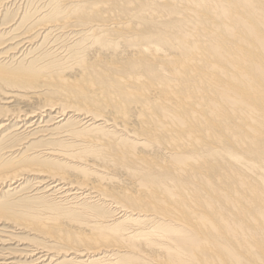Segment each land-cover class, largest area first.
<instances>
[{"label": "bare ground", "instance_id": "1", "mask_svg": "<svg viewBox=\"0 0 264 264\" xmlns=\"http://www.w3.org/2000/svg\"><path fill=\"white\" fill-rule=\"evenodd\" d=\"M3 1H1L2 4ZM78 1L79 0H74L72 2L78 3ZM210 1L217 6L222 2L221 0ZM136 2L139 1L136 0ZM211 2L210 4L213 5ZM233 2L235 5L234 8L233 6L227 10H224L225 7L223 9L220 8L221 12L218 10L220 13L223 12L222 18L224 22H218L220 23L219 29L221 30L216 27L218 33L222 34L221 40L218 39L217 41L216 39L215 42V38H212V41L215 43L209 45L210 52L213 55L211 59L209 58V54L207 57L203 55V51L205 50L203 47H206V45H201L199 42L200 40L216 37L213 35H218L212 34V30L207 31L201 27L203 22L208 20L215 22L217 21L215 17L219 19V12H216L217 7H215L216 11L212 8V12L215 11L218 16H216V14L215 16L210 15V13H212H209L210 10L208 12L201 10V13H194L195 11L192 13L193 10L185 9L191 11V15L194 14V18H187L190 27L195 21V23L199 22L198 25L200 29L204 30L199 31V29H195L198 27L196 26L197 24L192 26L194 28L192 30H189L190 27L188 28L187 25V27L183 26L186 27L185 30L188 28L187 31L183 30V32L182 28L180 30V27H177L178 30L181 31L178 32L181 34L178 38L173 36L176 38L174 41L171 42L168 37L162 39L158 37L155 41L156 44L161 42V44L166 47L170 45V48L180 51L181 54L179 57H170L166 54L163 56L161 55L162 53L160 54L158 52H154L149 56L148 53L152 50L148 48L149 42L146 41L147 38L145 36L138 37L139 34L136 33L138 38H135V44H140L147 47L148 50L150 49L148 53L145 52V49L143 50L144 53H141L139 49L138 52H140L141 56L139 55L137 60L128 59L126 62L124 61L121 67L117 66V62H115V65L109 68L111 74H106L112 77V79H110L112 82L109 84H106L103 80L96 83L93 79H90V76L88 78L89 80L85 79L84 88L90 87L89 92L91 93H94L92 91H95L97 87H99L100 89L107 88L113 96L115 94L123 95L122 98L116 99L115 105L118 107H121L122 104L125 103V101L122 102L124 98L128 100L127 102L140 104L143 110L139 115L141 119L148 123L147 130H149V134L146 136L151 140V143H156L158 146L165 144L170 150H175V153L171 154V159L167 163L172 170L164 169L161 164H147L145 161H141V169H137L136 167L130 168V170H132L130 173L134 172L138 178L140 175L143 176L141 179L142 183H144L145 178L146 180L151 178L154 179L156 176L169 180L166 181L168 183L159 181L156 187L155 185L150 186L155 187L151 188V190H154V192L156 191L158 196L143 194V196L140 195L137 196V198H131L125 193L121 195V197H123L121 200L119 197H114L107 190L108 182H112L113 179L107 177L106 171L102 167L90 163L88 159L85 158L94 155L103 161L105 160L115 165L114 161H112L107 154L101 153L94 146H90L87 142L81 140H78L76 144L69 147H62V145L56 143L60 138L70 139L74 138V136L81 137L80 134L82 132L74 130L70 125H74L75 128L81 127L85 130L92 129L94 132H99L100 126H94V123L103 122L105 125H109L102 113L87 110L77 113L78 116H81L79 119H76L78 121L69 122V119H67L68 111H64V109L61 110L60 108L56 110L54 108L49 109V107H45L43 110H34L28 114H12V116H6L10 111L7 112L4 110L7 113L3 115V118H0V132L4 131L5 133L0 138V142L7 143V147L4 146V154L8 155L7 158L10 157L12 159V165L22 161V156L24 155V153H22L23 148L22 150L18 149L21 144L28 145L29 142L32 141L31 139H33L37 141V143L46 146L43 151L36 154L37 157L34 156L33 158L41 161L44 165L50 164V166H55L60 162L61 168L75 171V173H79L84 179L81 182H74L65 175H60L56 171L50 169L32 172V174H36L37 177L32 179L35 181L33 183L35 187L32 185L33 189L29 192L31 198L37 197L39 200L53 202L55 200L52 199V197L55 198L59 196V202L56 201L58 207L63 206L69 210H79L88 217L91 216V213H88V209L92 210L94 206H98L96 205L97 203H108L111 199L112 201L110 203L113 205L111 208L114 209L115 212H119V217L118 219L116 218V220H110L109 223H106L107 226H103L101 222H94L93 229L96 226H101L98 229L99 233L96 235L97 237L92 238L91 236L79 234L77 237L68 236L58 238L57 242L52 240V243L63 246V250L60 249V253L58 254H54V249L49 246L46 247L36 242L35 244H30L29 242V244H27L25 240L24 243H19V252H15V254V249H11L8 245L6 246V244H14V242L17 241V237H15L14 234H16V230L20 228L15 227V225L12 226L11 221L9 219L3 220V217L10 214L8 211L9 206L12 204L6 200L12 198L15 193L20 192L24 188L23 185L26 181L23 175H25V173L21 171L27 170L28 166L24 165L20 167L21 170H14L11 172L7 170L8 165L6 164L8 162H1L0 187H7V190L0 195V264H54L61 256L72 254L76 257L75 259L69 260L70 264H122L120 262V257H124L125 259L127 257L128 264H142L143 260L146 259L142 250L144 246L146 248H152V251L148 252L153 254L151 258L159 262L158 264H214V259L211 255L215 253L211 252V255H209L208 249L214 248L212 246L216 247L220 243H227L229 245H223L220 250L214 248L217 253L218 264H233L232 262H234L236 257L241 264H262L264 262V244L260 246L257 242V238H255V234L252 232V226L257 223L256 219L253 216L250 217L247 208L237 203L235 201L236 198L234 199L231 195V193H234V195L239 194L241 198L247 194V191L239 190L235 185L226 187L222 182L223 177L220 174H218L219 183L215 184L199 161L198 157L201 155H196L198 156L196 160V156L194 159L192 154V157H190L189 153H187L194 148H201L208 143L225 145L232 150L237 146L245 147V145L251 144L252 147L257 148L256 151L259 152L260 158L264 161L263 153L261 152L264 136V30H262L264 29V0H233ZM132 3L135 4L134 2L130 4ZM193 3H195V1H193ZM193 3L190 1V4L194 5ZM203 3H205V5ZM203 3L205 8V6H207L206 0H204ZM257 3L261 5H257ZM133 4L129 6L134 7L135 5ZM111 5L113 6L114 4ZM192 5L189 8H192ZM208 6H210L209 3ZM239 6L241 9H239ZM95 7L98 8L97 6ZM110 7L111 6L107 9ZM220 7H222V4ZM58 8L59 9L52 15L55 23L60 20V17L64 13L60 12V7ZM82 9L85 8H81V10ZM241 11L244 12V14L249 12L247 16L248 19L242 17V14H240ZM107 14H109V11ZM79 15H83V13ZM99 15H101V13H99ZM112 15H114V13ZM87 16L88 15H86V17ZM87 18L89 19L90 17ZM104 18L108 19V17ZM60 22L62 25H58L59 23H57V25L54 24L55 26L52 28H57L60 30V33L62 32L68 35L70 33L72 34L74 31L75 37L77 34L79 38L84 36L85 38H90L92 36L91 34H93L94 44L97 46L99 45L103 50L113 45V35H109L110 38L107 37V33L111 30H120V28H124H115L118 27L116 22L108 23L107 21H103V23L95 26L94 33L86 36L88 34H82L85 29L83 27L84 25L81 23L78 24L74 21L71 23V21L67 22L64 20ZM43 33L44 32H42V35ZM213 33H216V31ZM48 35H51L50 32ZM24 36L13 38L11 42L13 46L9 44L13 50H11L10 53L9 51L4 52V50L0 55L3 54L4 56L5 54L4 58H9L11 60L16 56V52L25 50L32 45L33 40L28 36L24 38ZM60 36H62V34H60ZM45 37L47 36L45 35ZM70 37L72 38V36ZM58 39H60V37ZM253 41H255L254 43L256 46L259 47V50H256L254 54H252V50L249 49V47H252L249 43ZM207 43L211 44V41L208 40ZM11 47L8 48L11 49ZM161 49L163 51L164 48L162 47ZM161 49L157 51L161 52ZM115 50L117 51L120 49H116L115 47ZM67 52L66 55L68 56L65 58L69 57L70 51ZM23 55L26 56L27 53H23ZM18 56H20V54ZM74 56L77 57L76 64L78 67L81 65V69L83 68L85 70L83 71L86 73L88 72L89 75L90 73H96L98 71L97 69H100V67L96 68V66L94 67L93 65L89 67V63L87 64V62H85L84 59L86 58H83V54L80 51ZM113 58L114 57L111 59ZM31 62L32 61H28L30 64ZM156 66L157 68L166 69L164 70L166 72H164V74L160 73V71L157 72L155 69ZM134 68L140 70V72L137 71V75L129 73V71H133ZM100 70L103 72L102 69ZM257 70L258 75L255 73ZM17 71L10 73L0 68V82L9 83L11 86H21L26 89L30 87L35 89L36 85L40 84L45 78V74H40L39 70L20 69ZM103 75L105 77V74ZM107 76L105 78H107ZM58 77L62 78V83H65L61 75ZM98 78L101 79V76ZM61 81L59 79V82ZM173 81L176 84L172 85ZM74 89H76V91L70 94L71 97L82 100V103L87 107L94 104L98 112H102L104 104L96 100L95 97L91 96V98H89L85 96L82 89ZM153 106L159 108L158 113L152 114V112H154ZM204 109H208V111L212 113V118H215L217 122H207L204 119V114L207 111ZM50 112H53V114L56 112L57 115L55 118L49 122L43 121L44 116H49ZM119 113L125 114V112L120 111ZM13 128H15V130L11 131ZM214 130L222 132L221 134L227 139L226 144L221 137L211 133ZM122 131H127V129L123 128ZM141 139L142 138L136 140L139 141ZM14 142H16V144H13ZM20 142L21 144H19ZM9 144H13V146ZM14 146L18 147L14 148ZM123 147L128 146L123 145ZM66 148H73V151L66 150ZM180 148L184 149V153H181ZM208 149V153L218 160L219 155H216L215 151L211 148ZM19 150L22 152H18ZM130 151L131 150H127V152ZM109 154H111V152H109ZM132 156H134L133 153ZM190 160H195L194 162L198 163L194 164V162ZM118 163L123 169H126L129 165L127 159L120 156H118ZM196 174L198 177L195 176ZM224 176L231 179L234 175L231 174L229 177L225 174ZM93 177L99 180V184L88 183L93 180ZM196 178L200 180L198 181ZM239 180L241 185L245 186L242 177H240ZM200 184H202V186ZM148 185L149 184H145L144 187L148 188ZM203 185L206 186V190L211 192L213 196L202 190ZM248 189L251 195L255 196L259 201H263V189H260L258 185L252 182L248 185ZM160 191L163 193L162 195H160ZM106 198L110 199L108 200ZM146 200L151 203L149 208L152 210L144 211L141 209V206ZM188 201L204 205L207 214H201L197 209H193L189 212L190 221L182 222L180 214H183L184 211L177 208V203H187ZM169 204H173L172 207L176 209H172ZM226 207L236 209L240 218L236 219L232 217ZM114 210H112L113 213ZM259 216L264 217V211H262ZM47 226L46 223L39 224L41 228H47ZM141 228L159 230L158 233L160 235L157 236L161 238L160 242L155 243L148 236L140 238L139 234H132L135 232L137 233ZM222 230L224 232H222ZM110 231L112 234L107 236L105 233ZM188 231L191 232L189 238L192 240L187 238ZM144 233L148 234L150 231ZM205 235H208L209 239H206L204 237ZM59 237H61V234ZM229 237L235 238L236 241H231ZM103 239L107 242V245L103 248L104 253L101 259H93V255L98 251L91 252L86 250L85 253H83L82 250L77 249L85 245L89 247L96 246L100 243L99 241ZM156 244L161 245L162 250L154 251ZM3 246L9 247L10 249H5L6 247L3 248ZM231 251L238 253L229 254ZM242 254L246 257L248 262L244 261ZM208 256L211 258L209 259ZM149 264L157 263L153 261Z\"/></svg>", "mask_w": 264, "mask_h": 264}, {"label": "rangeland", "instance_id": "2", "mask_svg": "<svg viewBox=\"0 0 264 264\" xmlns=\"http://www.w3.org/2000/svg\"><path fill=\"white\" fill-rule=\"evenodd\" d=\"M1 1L3 0H0V2ZM13 1L15 0H4L3 4L2 2L0 4V8H1L0 9V53L3 52L4 50H5L4 52L9 51L10 53L11 50H13V48L11 47L13 46V44H11V42L13 41L12 39L16 37L26 35L33 40V43L32 45H30L31 47L29 46L25 49L27 51L22 50L16 52L15 53L16 56L14 57L15 59L13 58L10 60L9 58H4L5 54L4 56L3 54L0 55V68H2V70L9 71L10 73L16 72L17 70L20 69L22 70L35 69V70H39L40 74L44 73L45 78L40 84L38 85L35 84L36 85L35 89L34 88L32 89L30 87H27L26 89L25 87L11 86L9 83L6 84L0 82V118H3L4 117L3 115H6V113L9 111L10 113H7L6 116H12V114H21V113L28 114L34 110H38V109L43 110L45 107H49V109L54 108L56 110L60 108L61 110L64 109V111H68L67 119H69V122L79 119V117L81 116H78L77 113L84 112L87 110H92L96 113H102L104 115L103 117L105 118L106 121H108L109 125H105L103 122L94 123V126H100L99 132H94L92 129L85 130L82 129L81 127L75 128L74 125H70L71 127H73L74 130H78L82 132L80 134L81 137L74 136V138H70V139L60 138V140L56 141V143L58 145H62V147L65 146L69 147L76 144L78 140H81L87 142V144H89L90 146H94L101 153L107 154L110 157V159L114 161L116 166L105 160L103 161L102 159L94 155L85 158L88 159L90 163H94L97 166L102 167L106 171L107 177L113 179L112 182H108L107 190L114 197H119L121 200L123 199L121 195L125 193L128 194L131 198H137V196L140 195L143 196V194L158 196V193H156V191L154 192V190H151V188H155L159 181H164L165 183H168L166 181L169 180L165 178H161L159 176H156L154 179L151 178L146 180L145 178L144 183L149 184L148 188H146L144 187L145 184L141 182L143 176L140 175V177L138 178L137 175L134 174V172L130 173V171H132L130 170V168L136 167L137 169H141L140 166L141 161H145L147 162V164H154V165L161 164L164 167V169L172 170V168H170L167 163L171 159V154L175 153V150L174 151L170 150L168 146H166L165 144L158 146L156 143L155 144L151 143V140L148 139V137L146 136L147 134H149V130H147L148 123L145 122L143 119H141L139 115L143 110L140 104L127 102L128 100L124 98L122 99V102L125 101V103H123L121 107H118L115 105L116 99L122 98L123 95L115 94L113 96L107 88L100 89L99 87H97L95 91H92L94 93H91L89 92L90 87L84 88L85 79L87 80L90 76L91 77L90 79H93V81H95L96 83H99L101 80H103L105 81L106 84H109L110 82H112L110 80L112 79V77L107 76L106 74L108 75L111 74L110 72L111 70L109 71V68L113 67L115 65L114 64L115 62H117L116 64L117 66L121 67V65L124 64V61L126 62V60L128 59L137 60L139 58V55L141 56L140 52L144 53L143 52L144 49L145 52L148 53L150 51V49L148 50V48H151L152 50L151 52L148 53L149 56L154 52H158L160 54L162 53L161 55L163 56H165L166 54L167 56L170 57H179L181 54L180 51L170 48V45L166 47L165 45H162L161 42L156 44L155 43L156 38L160 37L162 39L168 37L172 42L176 38L180 37L181 33L179 32L181 31H179L177 27H180L179 28L180 30L182 28V32H183V30H185L187 26L188 28L190 27V23L189 20H187V18L190 17L194 18L193 16L194 14L191 15V11H187L188 9L193 10L192 13L194 11H195L194 13L196 12L201 13V10L205 12H208L210 10L209 11L210 13L212 12V8L213 10H215L216 9L215 7H217L216 9L217 11L216 10L215 11L218 13L219 11L221 12L220 8L223 9L225 7L224 10L230 9L232 6L234 8L235 5L233 0H221L222 7H220L221 4L217 6L214 5L210 0H206L207 3L206 4L207 6H205L206 10L204 8L205 5V3H203L204 0L201 1L190 0L191 3H193V1H195V3L198 2L197 4L193 3L194 5L190 4L189 0H153V1L150 0L151 2L148 0H137L139 2H136V0H102V1L95 0V2L94 0H79L78 3L72 2L74 0L72 1L71 0H64V1L63 0H23V1L16 0L15 1L16 3ZM208 1H210L214 6L211 5L210 2ZM131 2L135 3V4L132 3L133 5H135L134 7L129 6L132 5L130 4ZM208 3L212 7L208 6ZM111 4L114 5L112 6ZM224 4L225 5L227 4L228 6L227 5L225 6ZM94 5L97 6L98 8H96ZM108 5L111 6L112 9L111 7L107 9L109 7ZM184 5L186 8L184 7ZM191 5L192 8H189L191 7ZM257 5H261V4L257 3ZM57 6L60 7L61 13L62 12L65 13V14L63 13L62 16L60 17V20L57 21V23H59L58 25H62L60 21L63 20L67 22L71 21V23L73 21L78 24L81 23L82 25H84L83 27L85 29L82 34L83 35L88 34L86 36H89L91 33H94L95 26L103 23V21H107L108 23L116 22L118 27L115 28H120V27H124V28H120V30L119 29L111 30L110 32H108L109 34L107 33V37L113 35L112 38L114 40H113V45H110L108 48H105L106 50L105 51L102 48H100L99 45L97 46L94 44L93 34H91L92 36L90 38L88 37L85 38V36L79 38L77 34L75 37V32L73 31L72 34L76 38L75 39L71 33L69 35L63 34L62 32L60 33L59 32L60 30H58L57 28L53 29L52 27L55 26L54 24L57 25V23L54 22L52 15L55 11H57V9H59ZM76 7L79 8L77 9ZM81 8H85L82 9L83 12ZM239 9H241L240 6ZM93 10H95L96 12ZM116 10H118L119 12ZM90 11H93L94 13ZM108 11L111 16L107 14ZM215 11L210 13V15L215 16L216 14ZM112 12L114 13V15H112L113 14ZM220 12L218 14L219 16L216 14V16L219 17V19L215 17L217 21L213 22L211 20H208L206 22H203V25H201V27H203L207 31L212 30V34H218V35H213L216 37H211L208 39L205 38L207 40H200L199 42L201 45L204 44L206 45V47H203V49H205L203 51V55L207 57L209 54L210 59L211 56L213 55L210 52L209 45L215 43L216 39L217 41L218 39L221 40L222 34L218 33L217 28L219 29V24H220L218 22L220 21L224 22V20L222 18L223 12L222 13ZM75 13L78 14L76 15ZM80 13L81 14L83 13V15H79ZM99 13H101V15H99ZM186 13L189 14L187 15ZM248 13L249 12H246L244 14V12L241 11L240 14H242V17L244 19H248L247 18ZM170 14H173L174 17L173 15ZM86 15H88L87 17L90 18L88 19ZM89 15H93V16H89ZM105 15H109V16H105ZM168 15H170L171 17ZM102 16L108 17V19ZM193 23L194 24H191L192 26L195 24H197L196 26H198V27L195 26L196 27L195 29H199V31L204 30V29H200V26L198 25L199 22L195 23L194 21ZM192 26L189 28V30L194 29ZM188 28L185 31H187ZM47 30L50 32L51 35H48L49 32ZM215 31L216 33H213ZM42 32H44L43 35ZM59 33L62 34V36H60ZM136 33L139 34L138 37L145 36L147 38L146 41L149 42L148 48L140 44H135L134 40H136L135 38L137 37ZM45 35L47 37H45ZM26 36H24V38ZM58 36L60 37V39H58L59 38ZM70 36H72L73 39ZM173 36H176V38ZM212 38H215L214 39L215 42L212 41L213 40ZM208 40L211 41V44H209L210 42L207 43ZM254 42L255 41L249 43V45L252 47L248 46L249 49L252 50L251 51L252 54H254L256 50H259V47L256 46ZM114 46L116 47V49H120V50L116 51ZM8 47H11V49ZM162 47L165 50L167 49L166 51L168 52H166L163 49V51L165 52L164 53L161 49ZM159 49H161V52H159L160 51ZM138 50L140 52H138ZM67 51H70L69 57L65 58L66 56H68L66 55L68 53ZM78 51H80L83 54V58H86L84 60L85 62H87V64L89 63V67L90 65H93L94 67L96 66V68L100 67V69H102L103 72L100 69H97L98 71L96 73H90L89 75L88 72L87 73L84 72L85 70L83 68L81 69L82 67L81 65H79L78 67V65L76 64L77 57L74 56ZM23 53L25 54L27 53V55L24 56ZM19 54L20 56H18ZM21 56L24 57L20 58ZM112 57H114L113 58L114 60L111 59ZM28 61H32L31 64L28 63ZM155 69L157 70V72L160 71V73L162 74L166 72L164 71L166 69L159 67L157 68V66L155 67ZM137 71L140 72L139 69L134 68L133 71L130 70L129 73L133 75H137ZM101 72L105 74V77L107 76V78H105ZM255 73L257 74L258 70ZM59 75L63 77L65 83H62L63 80L61 81L62 78H59L58 77ZM100 76L101 79L98 78ZM59 79L61 82H59ZM174 84L176 83L173 81L172 85ZM74 88L82 89L85 96L89 98H91V96L95 97L96 100L104 104V107L102 108V112H98V109L95 108L94 104H91V106L87 107L82 103L83 102L82 100H77L76 98L71 97L70 94L75 93L76 91V89ZM154 106L152 107L154 110L152 114L154 113L156 114L159 111V108H156ZM4 110H6L7 112H5ZM204 110L207 111L204 114V119L207 122L209 123L217 122L215 118H212V113L208 111V109H204ZM119 111L125 112V114L123 113L121 114L119 113ZM56 115H57L56 112L54 114L53 112H50L49 116H44L43 121L45 120L49 122L53 120V118H55ZM0 124H1V119H0ZM123 128H126L127 131H122ZM13 130H15V128H13L11 131ZM0 133H1L0 134V138H1L5 132L2 131ZM211 133L221 137L223 142L225 144L227 143L226 142L227 139L221 134L222 133L221 131L214 130ZM139 138L142 139L139 141L136 140ZM31 140L32 141L29 142L28 145L26 144L23 145V143L21 144V142L19 143L21 144V146L18 149L22 150L23 148V152L20 150L18 152H22L24 153V155L22 156V161L14 165H12L11 163L12 159L10 157L7 158L8 155L4 154L5 153L4 149L5 147H7V143H4L2 141L0 142V163L8 162L6 164L8 165L7 166L8 171L13 172L14 170H21L20 167L24 165L28 166L27 170L21 171L25 173V175H23L26 181V183L23 185L24 188L20 192L15 193L12 196V198H8L6 200L7 202L12 204L9 206L8 213L10 214L3 217V220L9 219L11 221L12 226L15 225V227L20 228L19 230H16V234H14L15 237H17L16 238L17 243L16 242H14V244L8 243L6 244V246L8 245L11 249L12 248H14L15 250L17 249L16 251L14 250V253L15 252L18 253L19 252L18 248L20 249L19 243L20 242L24 243L25 240L27 244L29 243L35 244L36 242L40 245L43 246L45 245L46 247L49 246L50 248L54 249L53 250L54 254H58L60 253V249L63 250V246L52 243V240L57 242L58 238H63L68 236L77 237L79 234L91 236L92 238H94L97 237L96 235L99 233L98 229L101 227V226H96L93 229L94 222H101L103 226H107L106 223H109L110 220L113 219L116 220V218L118 219L119 212L118 211L115 212V210L111 208V206H113L110 203L112 201L110 199L111 197L106 198L108 200L110 199V201L108 202L110 205L108 203L101 202V203H97L96 205L98 206H94L92 210L88 209L89 210L88 213H91L90 217L82 214L79 210L74 211V210H69L63 206L58 207L56 205L58 204L56 201L59 202L58 200L59 196L55 198L52 197V199L55 200L53 202H49L48 200H39L37 199V197L31 198L29 192L31 189H33L32 185L35 182L32 179L34 177H37L36 174H32V172L39 170L45 171L46 169H50L56 171L60 175L61 174L65 175L74 182L77 181L81 182L84 180L79 173H75V171L68 170L67 168H61L60 162L57 163V165L55 166H50V164L44 165L43 163H41V161L33 158L34 156H36V154L43 151V149H45L46 146H44V144L37 143V141L33 139ZM13 144H16V142H14ZM13 144H9V145L13 146ZM123 145H126L128 147H123ZM262 145L263 147L261 152L263 153V157H264V136H263ZM16 147L18 146H14V148ZM208 148H211L212 150L215 151L216 155H219L218 156L219 158L217 157L218 160L214 156L208 153L209 152ZM66 150L73 151V148H66ZM127 150H131V151L127 152ZM256 150L257 148L252 147L251 144H247L245 145V147L237 146L235 149L232 150L226 147L225 145L208 143L206 145H203L201 148H194L190 150L193 153H191L190 151L187 153H189L190 157L193 156L194 159L196 155H201L200 157L196 156V160L198 157L200 163L203 165L204 169L208 172V175L211 177V179L215 184L219 183L218 174H220L223 177L222 182L226 187L235 185L239 190L247 191V194L241 198L239 194L234 195V193H231V195L234 197V199L236 198L235 201L237 203L247 208L250 217L253 216L256 219L257 223H255L252 226V232L255 234V238H257V242L261 246L264 244V222H263L264 217H260L259 214L262 211H264V196H262L263 201H259L255 196L250 194V191L248 189V185L252 182L253 184L258 185L260 189L264 190V161L260 158L259 152ZM180 151L181 153H184V149L180 148ZM109 152H111V154H109ZM132 153L134 154V156H132ZM118 156L122 158L125 157L129 162V165L126 169H123L119 165ZM190 161L194 162L195 160H190ZM197 163L194 162V164ZM225 174L228 175L229 177L231 174L234 176L233 178L229 179L224 176ZM195 176L198 177L197 174ZM240 177H242V179L244 180L245 186L241 185L239 180ZM92 179L93 180L92 181L89 180L90 182L88 183L99 184L98 179H96L95 177H93ZM196 180L199 181L200 179L196 178ZM150 182L153 183L151 184ZM152 185H155V187L154 186L150 187ZM200 185L202 186V184ZM33 187H35V184L33 185ZM2 188L3 187H0V195L1 193L7 190V187H4L3 189ZM202 190L212 195L211 192L206 190L205 185H203ZM159 193L160 195L163 194L161 191ZM150 204L151 203L148 200H146L141 206L142 207L141 209H143L144 211L152 210L149 208ZM169 205L171 207L173 206V204H169ZM177 208L184 211L183 214H180L181 216L180 218L182 219V222L190 221L189 212L193 209H197L198 212H200L201 214L204 213L207 214L206 208L201 203L199 204L191 201H188L187 203H177ZM172 209H176V208L172 207ZM226 209L230 213V215H232V217L236 219L240 218L238 211L236 209L232 207H226ZM112 210H114V213L112 212ZM12 222L13 223L16 222L17 224L16 223L13 224ZM40 223H46L48 225L47 228L39 227ZM146 231H150V233L145 234L144 232ZM158 231L159 230L153 228L151 229L141 228L139 231H137V233L135 232L132 234L135 235L139 234L140 238H143L144 236H148L155 243H158L160 242L161 239L157 236L160 235ZM222 232L224 231L222 230ZM60 234L61 237H59ZM105 234L107 236L108 235L110 236L112 232L111 231L106 232ZM190 235L191 232L188 231L187 238H189ZM204 237L206 239H209L208 235H205ZM230 240L236 241L235 238H230ZM99 242L100 243L98 245L96 246L94 245L93 247H89L85 245V246H80L77 249L82 250L83 253H85L86 250H89L91 252L98 251L95 252L96 253L95 255H93V259L96 258L101 259L104 253L103 248L107 245V242H105L104 239ZM226 244L227 243H220L218 244V246L216 247L212 246V247L218 248L220 250L223 247V245ZM6 246H3V248H5ZM8 248L6 247L5 249ZM214 248H209L208 252L209 255H211V252L215 253L214 255L211 256L214 259L213 263L218 264L217 255H216L217 253ZM142 250H143V255L146 256V259L143 260L142 264H149L152 263L153 261L157 264L159 263L151 258V255L153 256V254L148 252V251H152L151 247L146 248L144 246ZM157 250H162L161 245L156 244V248L154 249V251ZM237 253L238 252L235 251L229 252V254H237ZM75 257L76 256L73 254L68 256L63 255L60 258H58V261H56L54 264H70L69 260L75 259ZM208 257L209 259L211 258L210 256ZM123 259L125 258L120 257V262L122 264H126L127 262L128 264L127 257L125 260ZM243 259L245 262H248V260L244 255H243ZM232 263L241 264L237 259V257ZM262 264H264V262Z\"/></svg>", "mask_w": 264, "mask_h": 264}]
</instances>
